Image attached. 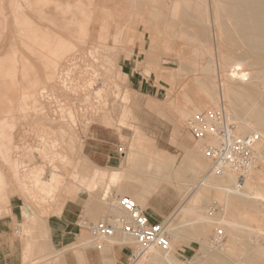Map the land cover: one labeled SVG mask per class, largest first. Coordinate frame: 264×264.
Here are the masks:
<instances>
[{
    "label": "rangeland",
    "instance_id": "1",
    "mask_svg": "<svg viewBox=\"0 0 264 264\" xmlns=\"http://www.w3.org/2000/svg\"><path fill=\"white\" fill-rule=\"evenodd\" d=\"M1 1L0 6L4 5L2 8L5 9L9 19V26L3 30L0 26V47L2 45L0 55L7 53L8 51L5 52V50L13 48L15 43V47L17 46L15 49L18 48V57L20 55L25 56L31 61L33 66L35 65L34 67L36 68L34 69L37 70V74L46 83V86L60 95L62 102L73 113L71 115L74 119L76 117L74 123L76 121L77 123L74 125L75 127L71 126L72 123L70 121H67L65 125L72 127L74 132L76 131V141L81 146V149L74 154L76 166L73 165L70 168L66 176L67 180L71 182L74 177L77 178L80 175L79 173L82 172L84 162V157H82L83 141L85 143V154L93 146H97L101 151L113 149V154L117 159L111 162L108 161L104 166L120 168L122 175L119 182L113 184L112 188L108 190L109 200L114 204L115 197L128 195L135 199L145 212H150V199L155 198L159 200L158 202L161 205L166 206L167 210L171 211L170 215L181 204L179 208L182 207L183 209L174 213V218L170 225V229H172L170 233H173V235L171 234V245L175 253L182 252L185 247H188L187 258L181 261L185 264H264V202L252 199L255 217L258 219L254 222H249L235 216L234 212L228 208L229 204L225 202L224 197L226 198L227 196H224L220 190L199 185L201 184L200 180L203 178L206 179L205 183L207 184H217L219 177L223 176L207 175L210 161L203 153L202 144L197 142L187 129V121L196 113L214 108L211 103L212 100L204 94L198 82V78L207 76L211 93L216 99L218 81L213 79V77H216V72L214 70L209 75L205 68L208 67L209 63L214 64V67H221L223 54H233V52L236 54L245 50L244 45L241 44L237 36H230L227 29L226 31L220 28V22L217 21L216 25L212 27L205 23V12L208 6L210 7L211 0H204L205 2L203 0H187L184 3L186 7L183 10H186V8L188 10L183 11L185 14L178 18H171L169 14L174 0H122V3L117 8H114V2L119 0H85L86 5L89 2H92L91 4L95 3L93 4L94 7L89 5V9L94 11V17L90 24L91 36L87 43L73 40L74 35H71V30L74 28L71 27V30H69L70 26L66 25L68 22L77 24L78 20L82 19V13H77L82 10L77 7L79 0H60L58 2L52 0L55 4L50 0V3H52L50 6H48L49 3H47L48 5L46 4L45 0V2L34 0L36 4L39 2L38 4L40 5H36L38 7H33L35 5L33 0H27L28 3L33 1V5L27 3L30 5L29 7L23 0H17L23 8L20 7V12L24 16L28 15L30 17L29 19L27 16L28 20L32 18L35 21V23L32 22L34 25L38 24V27L40 25L43 29L50 30L52 36L59 35L60 37L61 35V37L76 44L77 50L74 48L73 52H75L69 55L68 59H64L61 66L57 68V74L61 76L65 73L63 69L72 67L70 64L72 60H78L77 68L79 69L75 70V75L79 76L83 73L84 68H87L85 61H90L91 65L94 64L99 73L98 77L100 78L97 77L96 84L101 86L102 83L105 84L106 82L107 94L103 99L96 98L95 94L92 93L93 89L80 88L77 93L72 92V88L66 89L63 87L62 78L47 80L45 77L47 68L45 69L44 63L31 50H27L28 48L24 47V43L21 44L23 40L20 38V33L15 23V14L12 12L13 0ZM75 1L77 5H75ZM64 2L68 3H66V6H61L65 5ZM41 3H44L45 7ZM55 5L58 6L56 11ZM68 5L72 6V14L69 12L71 8ZM40 6V9H44L45 12L44 10L40 11ZM64 7L68 8V10L66 8L63 10L62 8ZM73 7L75 9L78 8V11ZM101 8L110 9L111 12H114L120 21L121 29H123L120 40H115L117 37L115 27L117 26L115 21L111 22L109 38L106 41L107 49L104 50L99 47V31L103 18L101 17L103 16ZM36 9L40 12L38 11V13ZM58 10L69 13L65 16L63 14H66V12L63 14L61 12V17H59L57 15V12L59 13ZM2 11L4 10L2 9ZM43 13L47 14L44 16ZM123 13L128 18L122 19L121 15ZM73 14H77V16L75 17ZM78 14L80 15L78 16ZM48 15L51 18L48 17L47 19ZM63 16L67 20L72 17L69 19L72 21H65ZM222 23L227 24L226 20H223ZM72 26L74 27V25ZM196 26H204L208 30V35L206 33L205 37L202 36L196 30ZM215 26L216 28H214ZM16 30L19 34L16 33ZM126 32L144 35V42L136 35L131 36ZM1 33H4V35ZM72 34L74 33L72 32ZM235 40L237 41L235 42ZM210 48L214 50V54H212L213 50L209 52L208 49ZM89 50L91 51L89 52ZM90 53L95 54L99 60L96 58V61H94L91 57L88 58L91 55ZM145 59L149 62L147 67L143 66ZM113 61L115 64H113ZM121 67L124 73L120 71ZM181 67L184 69L181 73H175L173 76L168 73V78H164V75H166L164 70L175 71ZM24 69L26 70L25 67H20L18 80L25 83L23 76L28 71L26 70V72ZM259 70L264 71V63L257 67H249L250 73L252 72L250 80H256L254 77H256V73ZM89 74H86L84 78H79V76V84H86ZM221 75L223 83L239 85L237 82L232 81L231 83L223 75V69ZM1 83H5V78H0ZM114 83H117V86ZM255 84L256 93L258 91V95L264 96L262 81ZM183 91L186 92V96L181 95ZM152 98L156 100H151ZM174 98L177 99V106H184L187 110H191L190 115L183 116L178 108L173 107L171 100ZM226 102L229 104L227 100ZM195 106H199L200 110H197ZM71 107H73V110ZM24 110L21 109L17 111L18 114L17 112L15 113L19 124L15 132V140L19 144H23V142L36 143L38 141L37 132L40 127L56 130L64 123L61 124V118L57 114H53L54 110L49 111L48 109L47 113L29 108L26 111ZM177 118L182 125L180 135L174 132ZM197 144L198 146H195ZM120 146L125 148V153H119L118 148ZM192 146H195L194 150L187 151ZM145 154L148 155V159L144 157ZM149 158H154L152 160L154 161L153 164ZM35 159L40 162V159ZM1 167L9 173V180L12 183V187L8 189L9 193L11 191L18 193L11 198L12 201L14 203H17L18 200L23 201L29 211H34L36 206H33L21 194L19 185L13 180L9 172V167L6 164H1ZM192 167L198 168V173H195ZM97 181L99 182V190H90V194L89 192H83L79 194V197L76 196L75 199L69 200L66 203L64 215L74 210V218L79 224H89L90 222H97L103 219L108 214L117 212L112 205L105 204L102 201V196L107 190L105 187V176H101ZM60 192H62V188H60L59 192L56 191V200L53 201L54 198L47 200L46 204L49 207L47 205L45 207L49 209L47 210L48 215H50L49 211L52 206L55 203L58 204L62 199V193L60 194ZM197 192L200 193V196L196 202H193L189 197L192 196L193 198L194 193ZM145 199L148 200L146 205H144ZM97 205H101L102 210L95 216L94 212ZM21 222L15 219L13 227L14 238L21 241L23 245L19 230ZM80 229L82 231L74 240L76 243L81 241V236H87L94 240L87 229L84 227ZM219 229L224 233L220 240L215 241V236L219 237L216 233ZM22 231L26 232L24 228ZM167 259L169 257L160 252H155L151 256L146 257L143 264H165Z\"/></svg>",
    "mask_w": 264,
    "mask_h": 264
},
{
    "label": "bare ground",
    "instance_id": "2",
    "mask_svg": "<svg viewBox=\"0 0 264 264\" xmlns=\"http://www.w3.org/2000/svg\"><path fill=\"white\" fill-rule=\"evenodd\" d=\"M23 1L26 4L28 3L27 0L26 1L23 0ZM41 1L43 2L44 0H40V2ZM45 1H46V4L49 3V5L47 4L48 6H50L53 3L52 0H51L52 3H50V0H48L49 2L47 0ZM58 1L60 0H56V2ZM76 1L74 2L75 5H77ZM80 1L81 3H79ZM186 1L187 0H174L172 2L170 12H169L171 18H178L185 14L184 12L188 10L187 8L186 10L185 9L183 10V8L186 7V5L184 4ZM13 2H12L13 5L12 4L10 5H12V8H13L12 12H14L15 14L14 16L15 23L17 24L18 32L20 34L17 32V30H16V33H18L20 35V38L23 40V41L20 40L21 44L24 43L23 44L24 47H27L28 48L27 50H31L35 55H37L41 59V61L44 63V65L46 66L45 67V69L47 68V71L45 74L46 79L55 80L57 78L58 79L62 78L63 87H65L66 89L72 88L71 90L72 92L77 93V91L79 92L80 88L81 89L89 88V89L94 90L92 91V93L95 94L96 98L103 99L104 97H106V94H107V90H106L107 86L105 85L106 82L105 84L102 83L101 86H98L96 84L97 82L96 80H97L99 73H98V70L94 67V64L91 65L90 61L89 62L85 61V65L87 66V68H84V70L82 71L83 73L79 75L80 77L75 75L76 73L75 70L79 69L77 68L78 67L77 65L79 64L78 60L77 61L72 60L70 62L72 67L63 69L65 73H63L61 76L57 74V71H58L57 68L61 66L64 59H68L69 55L75 52V51L73 52L74 48L75 50H77L76 44L74 42L67 40L64 37H61V35L60 37L59 35L57 36L56 35L57 33L54 34L56 36H52L50 30L43 29L42 26L40 27V25L38 27L37 26L38 24L34 25L33 23H35V21H33L32 18H31L32 21L28 20L29 16L27 15L28 16L27 17L25 15L26 16L25 17L22 14V12H20L21 6H20L19 1L13 0ZM32 2L31 3L29 2L30 5H33ZM79 2H77L79 4L77 7L79 8V10L82 9L81 12L78 11V8L76 9L74 7L73 8L78 11V12L76 11L77 13H82L81 14L83 15V17L81 16L82 19L78 20L79 22H77V24L75 23L73 24V22H71L70 24L68 22L69 25L68 24L66 25L68 27L70 26L69 30H71V27L74 28L73 30H71L74 34H72V32L70 31L71 35H74L73 40H76L80 43H87V41H89L90 36H91L90 35V24L94 17V13H93L94 11L92 9H89V5L94 7L93 4L95 3L93 2V4H91L92 2H89L86 5L82 2V0H79ZM1 3L2 1L0 2V5ZM66 3L64 2L65 5H61V6H66ZM28 4L27 6L29 7L30 5ZM37 4L35 3L33 7H35ZM39 5L40 4H38V6ZM42 5H44V3ZM57 5H55V11L57 10L56 8H58ZM3 6L4 5L0 6V26L2 30L5 28H8L9 26V19L5 13V9L2 8ZM41 6L39 7V9L41 8ZM72 6L71 7L69 6V8H71L70 9L71 11H69L70 13L73 10ZM44 7L42 6V8ZM65 8L66 7L62 9L64 10ZM2 9L4 11H2ZM32 9L34 10V8ZM66 9L68 10V8ZM101 9H102V15H103L101 17L103 18H102V25L99 31V47L104 50V49H107L106 41L109 38L108 34H109L110 25H112L111 22L115 21L116 26H117L115 27L116 28L115 32L117 36L115 40H120V36L122 34L121 31L123 29H121L120 21L117 19L114 12H111L110 9L109 10L104 9V8H101ZM41 10L42 9H40V11ZM24 11L23 13L25 14ZM61 12L63 14L66 11L63 12L60 10L59 11L60 14L57 12V15H59V17H61L60 16ZM69 12H66V14H63V15L66 16ZM205 14H206L205 23L208 24V26L212 27L216 25L217 21L220 22L219 24L220 28L222 30L227 29L228 31L227 30L226 31L229 33L230 36H233V35L237 36L240 39L241 44L244 45L245 50L243 48L244 51L241 53L235 54L233 52V54H223L221 67L220 66L214 67V64L212 63H209L208 65L209 68L206 65L207 68H205V71L208 74L211 72H214V70L216 72L215 74L216 77L215 78L213 77L214 80L218 81V85L216 87L217 88L216 89L217 90L216 99L213 96V93H211L210 87L208 85L209 78L207 76L198 78V82L200 83V88L203 90L204 94L207 95V97H209L210 100H212L211 103L214 106V108L218 107L220 101L222 100L225 101L227 112L229 113L230 117H232V119L237 123L238 134L245 135V134L255 132L259 134L260 139L258 140L257 145H256V167L253 169L251 173L252 175L249 176V178L247 179L242 189L237 188L236 175L230 171H226L224 174H221L223 177H219L217 184H211V183L207 184L205 183L206 179L203 178L200 180L201 184L199 185L214 187L220 190L224 194V196H227L226 198L224 197L225 202L229 204L228 208L234 212L235 216L241 218L242 220L244 219V220H248L249 222H254L258 218L255 217V209L253 208L254 202H252V199H256V200H260L264 202V96L258 95L257 94L258 91L256 93V90H255V85H256L255 83L262 81V84L264 85L263 83L264 82V71L263 70H259V72L257 71L256 77H254L256 80L255 81L250 80V77L252 76L251 74L252 72L250 73L249 67H257L258 65L264 63V0H211L210 7L208 6ZM41 15L39 16L38 14L39 17H41ZM50 15H48L46 18L48 19ZM79 15L80 14H78V16ZM65 16H63L64 19H65ZM73 16L76 17L77 14L75 15L73 14ZM121 18L122 19L128 18V16L125 13H123L121 15ZM69 19L68 20L65 19V21L66 20L72 21ZM58 20L60 21V19ZM223 20H226L227 24H223L222 23ZM52 23H55V22H52ZM72 25H74V27ZM56 26L59 27L58 25ZM195 28L202 36L205 37L208 30H206L204 26H196ZM214 28H216V26ZM1 34L4 35V33H1ZM182 35H183V32H182ZM216 35H217V32H216ZM236 41L237 40H235V42ZM241 44L240 46H242ZM13 45H14L13 48H8L9 50L7 49L5 50V52L8 51L7 53L0 55V78H5V83L2 84L3 83L2 82L0 84V218H3L11 213V207H10L11 199H10V193L8 189L12 187V183L9 180L10 179L9 173L6 172L5 169L1 167V164L3 165L6 164L9 167V172L13 180L17 183V185H19L21 194L26 198V200H28L31 204H33V206H36L35 208L37 210L42 211V212H45V211L47 212V210L49 209L45 207L47 205L46 203L49 200H51V198L52 199L54 198L53 201L56 200L55 198L57 197L55 195L56 191L59 192L60 188H62V192H60V194L62 193L61 195L63 198L67 193L71 192L72 189L77 188L73 182L72 183L74 185L69 180H67L66 176H67V173H69L70 168L73 165L76 166V162H74V154H76L81 149V146H79V144L76 141V135H75L76 131L74 132L72 130V127L65 126L67 121H70L72 123L71 126L76 125L77 121L76 123H74L76 117L74 119V117L72 116L73 113H71L70 108H68L62 102L61 98L59 97L60 95L57 94L52 89L50 90L49 87L46 86V83L37 74L36 72L37 70L34 69L36 68L34 67L35 65L33 66V64L31 63V61H29L28 58L20 55L22 53H20L19 54L20 57H18L17 55L18 48L15 49L17 47V46L15 47V43ZM109 47L111 46L109 45ZM208 50L210 52V50L212 51L213 49L210 48ZM90 51L91 50H89V52ZM19 52L21 51L19 50ZM93 53H90L91 55H89L88 58L91 57L92 59H94V61H96L97 56ZM212 54H214V50ZM97 59L99 60V58ZM113 64H115L114 61H113ZM20 67H25L26 70L28 71L27 72L24 69L27 73L24 74V76L22 75L24 77L23 80H25V83L18 80V73L20 71ZM222 69H223V75H225V77H227L231 81V83L233 81L235 83L236 82L239 83V85H230V84L223 83L222 75H221ZM183 70L184 69H182V67L179 69H176L175 71L164 70V74L166 75L164 74L163 75H164V78L166 79L168 78V75H167L168 73L173 76L175 73H178V72L181 73V71ZM86 74L90 75L89 78H87V83L79 84L78 77L84 78ZM98 83H99V80H98ZM246 83H248V85H246ZM114 85L117 86V83L116 84L114 83ZM181 95L186 96V92L183 91ZM116 96H118V94H116ZM226 100L229 102L230 106L229 104H227ZM176 101H177L176 98L171 100V104L173 105V107L178 108L183 116H188L191 110L190 111L187 110V108H185L184 106H177ZM28 108L34 109V110H40V111H43L44 113H47L48 109L49 111L54 110L53 114H57L59 118H61L60 119L61 124L63 122L64 123L60 125L58 129L56 130L46 129V127H43V128L40 127V130L39 131L37 130L38 131L37 132L38 141L36 143L33 144V143L23 142V144H19L17 143L18 141L16 142L15 140V132L18 129V125H19L15 113L17 111H20L21 109L22 110L25 109L24 111H26V109ZM71 108L73 110V107ZM195 108L197 110H200L199 106H195ZM18 118H21V117H18ZM188 122L189 120L187 121V129H188ZM199 143L202 144L203 153H204V147H205L206 141L199 142ZM144 157L148 159L147 154H145ZM35 158L40 159V162L39 160L36 161ZM149 159L151 163L153 164L154 161L152 160H154V158H149ZM121 175H122V171L118 169L112 170L111 173L109 174L108 183L105 186L107 190H105L103 194V199L109 201L110 205H112V202L109 200L110 197H109L108 190L112 188L111 186H113V184H116L119 182ZM101 176L106 177L107 173L102 171L99 174V172H96L94 182L90 186H88V189H90L91 191L99 190L100 187H99V182L97 180H99ZM68 181L69 183H67ZM199 196H200V193L197 192V193H194L193 198L192 196L189 198L192 199L193 202H196ZM57 200L59 199L57 198ZM114 200L116 201V197L114 198ZM182 209L183 208L180 207L178 211H181ZM173 218H174V214L166 223L168 224L169 232L172 231V229H170V225H171ZM219 230H217L216 232L217 234ZM222 233L224 232L222 231ZM171 234L173 235V233H170V235ZM121 238L123 240L124 245L125 244H130V245L135 244L133 239H129V238L122 237V236ZM108 239H112V238H106L102 240H108ZM170 246L171 248L168 252L162 251L158 248L150 249L142 256L141 264H143L144 259L146 257H149V255L151 256L155 252H160L166 257H169V259L166 260L165 264H185L184 262L180 261L177 258L175 250L173 249L171 245V241H170Z\"/></svg>",
    "mask_w": 264,
    "mask_h": 264
},
{
    "label": "crops",
    "instance_id": "3",
    "mask_svg": "<svg viewBox=\"0 0 264 264\" xmlns=\"http://www.w3.org/2000/svg\"><path fill=\"white\" fill-rule=\"evenodd\" d=\"M82 2L85 4V0H82ZM121 3L122 0L115 1L114 8H117ZM126 33L131 36L136 35L143 41L144 35L141 36L139 33L132 32ZM148 64L149 62L145 59L143 66L147 67ZM120 71L124 73L122 67ZM151 100L156 99L152 98ZM179 121L177 118L174 127V132L177 135L182 132V125ZM195 146H198V144ZM195 146L188 148L187 151L194 150ZM84 148L85 143L82 151L84 157L82 172L71 181L77 188L72 189L58 204L52 206L49 211L50 215L47 214L48 211L42 212L37 209L29 211L23 201L18 200L17 203H14L11 198L18 193L11 191V213L0 218V264H126L130 250L124 246L121 237L98 241L102 245L101 249L95 246V240H91L87 236H81V241L76 243L74 240L82 229H80V224L74 218V210L64 215L66 203L69 200L75 199L76 196L79 197V194L83 192L91 193L88 186L94 182L96 172H99V174L102 171L107 173L105 177V184H107L111 171L114 169L121 170L120 168L104 166L108 161L111 162L117 159L113 154V149L101 151L97 146H93L85 154ZM192 168L195 173H198V168ZM102 201L110 205V202L104 200L103 196ZM147 201L145 199L144 205ZM158 201V199L151 198V210L150 212L146 211V213L152 222L162 221L167 223L181 204L170 215L171 211L167 210L166 206L161 205ZM101 210L102 206L97 205L94 212L95 216ZM15 219L22 221L19 230L23 245L21 241L14 238L13 223ZM23 228L26 232L22 231ZM182 251L186 254L189 253L188 247H185Z\"/></svg>",
    "mask_w": 264,
    "mask_h": 264
},
{
    "label": "built area",
    "instance_id": "4",
    "mask_svg": "<svg viewBox=\"0 0 264 264\" xmlns=\"http://www.w3.org/2000/svg\"><path fill=\"white\" fill-rule=\"evenodd\" d=\"M237 123L230 117L225 101L218 107L196 113L188 122V131L198 142L206 141L204 155L210 161L207 175H221L230 171L236 175V186L242 189L256 167V145L259 134L253 132L240 135ZM120 154L125 152L123 146L118 148ZM112 207L116 213L108 214L103 219L89 224H80L88 230L96 241L113 237L133 239L135 244H125L130 250L126 264H141L142 256L152 248L168 252L171 248V235L168 224L162 221L152 222L148 214L128 195H119ZM223 235L219 230L215 241ZM177 258L185 260L186 253L178 252ZM183 262V261H182Z\"/></svg>",
    "mask_w": 264,
    "mask_h": 264
}]
</instances>
